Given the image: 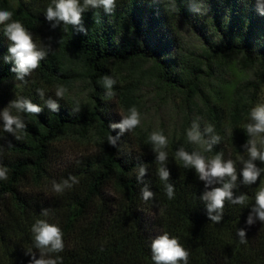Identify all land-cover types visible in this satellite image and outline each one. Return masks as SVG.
I'll list each match as a JSON object with an SVG mask.
<instances>
[{
    "label": "trees",
    "instance_id": "1",
    "mask_svg": "<svg viewBox=\"0 0 264 264\" xmlns=\"http://www.w3.org/2000/svg\"><path fill=\"white\" fill-rule=\"evenodd\" d=\"M50 2L0 0V10L12 11V19L32 33L38 46L51 48L41 66L26 77L28 83L16 81L0 89V111L20 96L43 107L37 116L21 114L26 128L17 133L19 140L3 132L0 119V164L8 169V178L0 180V264H30L28 249L39 258L31 232L37 219L62 229L64 250L53 254L62 257V264H153L151 242L165 231L188 250V264H264V224L258 220L251 226L246 223L264 173L252 185L243 184L239 175L242 165L238 157L247 158L242 145L248 140L244 125L251 104L247 98L233 97L223 111L202 90L206 79L216 74L214 68L229 57L255 69V79L245 82L248 90L258 89L264 82V14L256 0H202L199 12L193 10L197 0H176L177 11L164 0H117L113 14L102 8L83 13L86 34L71 26L65 29L62 23L53 29L45 18ZM178 22L194 32L199 50L184 47L176 29ZM9 46L0 25V85L15 80L14 62L4 59ZM135 66L145 69L129 86L120 71ZM105 75L117 81L114 97L124 108L131 107L134 88L143 75L176 91L186 105V128L168 139L165 149L169 182L175 187L173 199L167 198L156 175L159 165L148 139L136 142L131 133L120 134L119 129L109 127L120 118L102 86ZM80 80L89 85L86 100L81 102L67 92L63 99L55 96L58 86L68 91ZM38 88L45 89L44 100L36 93ZM47 99L56 100L59 110L51 111L45 105ZM77 106L80 111L74 112ZM193 108L202 112L197 115L201 120L190 115ZM193 120L201 131L212 125L222 137L212 152H203L200 145L188 141ZM109 134L119 137L115 147L107 142ZM67 140L89 141L94 151L61 161L60 147ZM181 146L207 158L222 152L225 160L235 161L238 180L234 195L246 194L247 203L226 202L223 220L211 222L200 200L204 182L194 169H185L175 160ZM141 164L148 167L143 181L154 193L148 202L141 197L144 184L136 179ZM256 164L264 168L259 161ZM69 176L79 182L63 194L54 193L52 181ZM42 209H50L47 217L41 216ZM240 228L246 231V244L236 235Z\"/></svg>",
    "mask_w": 264,
    "mask_h": 264
},
{
    "label": "clouds",
    "instance_id": "2",
    "mask_svg": "<svg viewBox=\"0 0 264 264\" xmlns=\"http://www.w3.org/2000/svg\"><path fill=\"white\" fill-rule=\"evenodd\" d=\"M170 6L171 10L177 11L176 0H164ZM258 10L264 14V0H256ZM117 5V0H51L45 10V18L52 22L51 27L55 29L61 23L64 28L69 26L75 28L78 32L87 33L83 27V13L88 9H103L107 14H113ZM202 7V0H197L194 11L199 12ZM13 12L9 10H0V25L3 26V35L10 41L8 55L5 61L14 62L11 69L15 73V80L26 84L31 74L41 66V61L45 60L51 51L50 45L38 46L32 33L18 20H13ZM190 30V28H189ZM117 81L109 75L102 77V86L106 89V96L113 97L115 92L113 86ZM67 89L64 86H58L55 90V96L63 99ZM36 93L41 100H44L46 92L43 88L36 89ZM45 105L53 112L59 110L56 100L47 99ZM16 114H13L12 110ZM43 111V107L35 104L29 98L23 96L16 97L9 102L8 106L0 111V119L3 121V132L11 133L17 140L21 137L17 133L24 132L26 123L23 115H35ZM74 112H79V106L73 108ZM121 114V113H120ZM122 119L119 123H113L109 127L119 129L120 134L131 133L141 124V114L136 106H131L127 114H121ZM244 129L248 136L247 142L242 145L244 153L239 156L240 165L239 175L242 176V183L252 185L257 182L264 168L258 167L256 162L264 164V102L257 103L250 109L247 123ZM119 137H113L109 134L107 142L115 147ZM187 139L190 143L200 145L203 152H212L213 146L221 142L222 137L216 134L215 128L209 125L200 129V125L193 120L191 127L187 130ZM148 141L152 146V151L156 154V163L159 167L156 169V175L163 182L165 194L169 200L174 198L175 187L169 182L170 172L165 166L168 161V153L165 150L168 146V137L162 131H153ZM3 146H0L2 150ZM175 160L182 163L185 169H194L198 178L204 182L205 191L200 196V200L205 203L208 219L216 224L223 220V212L226 202L233 205H245L248 201L246 194L234 195V189L237 187L238 171L236 162L232 159L225 160L222 152H217L213 157L207 158L200 151L189 152L184 147H179L175 152ZM148 167L141 164L136 168V179L143 183L141 188V197L145 202L154 199V193L149 190L143 177L146 175ZM8 173L7 167L0 164V180H6ZM79 181L75 176H69L60 182L52 181V191L56 194H63L66 190L73 188ZM219 184V187H212ZM211 190H208V189ZM50 209H42L41 216L47 217ZM264 224V181L255 192V203L247 217L246 223L251 226L256 221ZM33 234L34 248L39 251V258L32 249L27 250V255L31 256L30 264H62V257L53 255L61 253L64 250V233L56 225L49 223L46 219H37L31 227ZM239 242L246 244V231L242 228L236 232ZM151 259L153 264H188L189 252L181 245L178 238L172 237L168 232H162L151 242Z\"/></svg>",
    "mask_w": 264,
    "mask_h": 264
},
{
    "label": "rangeland",
    "instance_id": "3",
    "mask_svg": "<svg viewBox=\"0 0 264 264\" xmlns=\"http://www.w3.org/2000/svg\"><path fill=\"white\" fill-rule=\"evenodd\" d=\"M176 29L186 49L199 50V39L191 29L189 30V26L183 22H178ZM144 69L145 66H135L120 72L123 74L127 85L132 86L135 84L133 81ZM214 69L216 74L206 79L202 85V90L207 99L223 111L227 109L233 97L247 98L251 104L250 109L257 103L264 102V82L258 84V89L248 90L245 82L255 79V69L245 67L239 58L229 57L220 62ZM6 84L15 85L17 82L14 79H9L0 85V89L2 86L7 87ZM89 91L88 83L80 80L75 81L67 93L82 102L87 99ZM110 98L109 101L113 103L112 111L121 120V114H127L129 107L124 108L114 96ZM133 105L141 114L140 126L131 132L136 142H146L153 131H162L168 139L174 138L181 133L182 128H186L183 122V114L187 111V107L181 102L179 94L176 91L156 85L152 78L147 75L140 77L137 87L134 88L131 106ZM190 115L196 120L197 118L201 120L198 116L202 115V112L193 108ZM60 148V159L64 162H69L78 156L94 151L90 142L86 140H67L62 142Z\"/></svg>",
    "mask_w": 264,
    "mask_h": 264
}]
</instances>
